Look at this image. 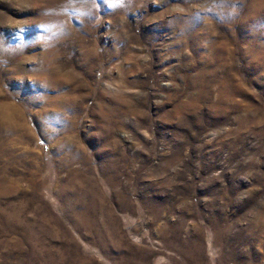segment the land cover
Wrapping results in <instances>:
<instances>
[{"label":"rangeland","instance_id":"374dc122","mask_svg":"<svg viewBox=\"0 0 264 264\" xmlns=\"http://www.w3.org/2000/svg\"><path fill=\"white\" fill-rule=\"evenodd\" d=\"M0 264H264V0H0Z\"/></svg>","mask_w":264,"mask_h":264},{"label":"bare ground","instance_id":"6f19581e","mask_svg":"<svg viewBox=\"0 0 264 264\" xmlns=\"http://www.w3.org/2000/svg\"><path fill=\"white\" fill-rule=\"evenodd\" d=\"M122 84V83H121ZM66 94V93H65ZM68 96V95H67ZM59 98V97H58ZM57 98V99H58ZM63 99V98H62ZM62 99H60V100H62ZM76 99V98H75ZM64 100H66V99H64ZM59 102V101H58ZM65 102V101H64ZM102 109V108H101ZM131 113H133L132 111H131ZM108 114V113H107ZM14 120L13 119H11V123L13 122ZM118 125V124H117ZM111 131V130H110ZM106 133H104V134H102V139H103V141H104V143L106 144L107 143V145L106 146H108V145H110V146H115V145H118L119 146V141L117 140V139H115V138H113V136L111 135V133H109V129L107 130V131H105ZM68 142H65V144H67Z\"/></svg>","mask_w":264,"mask_h":264}]
</instances>
